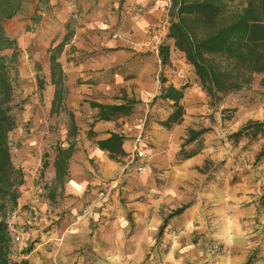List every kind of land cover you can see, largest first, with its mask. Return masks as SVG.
I'll list each match as a JSON object with an SVG mask.
<instances>
[{
	"label": "crops",
	"instance_id": "0c3cea01",
	"mask_svg": "<svg viewBox=\"0 0 264 264\" xmlns=\"http://www.w3.org/2000/svg\"><path fill=\"white\" fill-rule=\"evenodd\" d=\"M36 3L29 5L28 22ZM49 3H56L55 13L66 26L70 23L73 37L52 45L45 18L33 33L16 31L11 37L18 51L26 41L48 49L63 44L55 63L64 70L67 102L80 123H75V137L67 127L61 138L17 141L13 162L24 178L11 222L16 229L10 227L20 241L11 258L30 264H247L251 258L250 264H264V133L226 135L249 120L264 122V95L249 102L229 94L219 109L235 108L234 119H206L214 109L194 66L174 41H169L165 64L155 45L165 36L154 29L169 20L171 0ZM137 5L146 11L127 19L119 14V8ZM22 17L19 13L11 21ZM116 30L130 35L114 38ZM47 64L51 68L50 56ZM46 79L54 94L51 70ZM169 86L183 91V113L167 126L176 101L160 95ZM126 99L136 101L129 114L96 118L100 110L93 102L121 104ZM208 124L216 128L212 134L186 142L190 130ZM113 134L123 142L112 154L99 142ZM137 144L147 157L143 172L133 162ZM68 149L69 158L58 167L60 152ZM214 244L221 247L214 249Z\"/></svg>",
	"mask_w": 264,
	"mask_h": 264
},
{
	"label": "trees",
	"instance_id": "16d2710c",
	"mask_svg": "<svg viewBox=\"0 0 264 264\" xmlns=\"http://www.w3.org/2000/svg\"><path fill=\"white\" fill-rule=\"evenodd\" d=\"M237 0H171L170 27L168 38L159 47L162 62L168 61L170 54V43L185 53L190 64L200 79L203 89L207 92L212 102L222 101L225 96L251 88L255 75L244 72L237 60L232 61L231 56L238 51H248L246 40L249 36L250 23L247 12L253 10L257 0H243L240 6ZM29 0H0V264H30L28 260H14L11 253L14 238L10 232L7 221L8 210L14 207L20 197V186L23 183V171L17 168L13 162L11 133L17 127L16 115L13 114L11 101L15 91V79L11 76L9 65L18 60V42L10 37L5 29V22L25 12V4ZM262 14L264 20V0H261ZM262 36V35H261ZM259 35L254 39L264 49V41ZM8 49H13L11 56L4 54ZM57 65V64H56ZM55 71V68L53 69ZM260 85L264 95V77ZM183 91L174 86L164 88L160 95L163 99L175 100L176 111L166 121V125L177 122L183 113L179 100ZM63 99L61 92H56L53 105ZM136 101L126 99L121 104H104L93 102L92 106L99 108L96 118L109 120L121 114H129ZM75 123L72 124V130ZM207 129L199 131L190 130V136L186 142L198 138ZM251 131V133H249ZM264 133V122L249 121L236 135L257 136ZM123 138L113 134L107 140L99 142L103 149L115 152L120 148ZM72 150L60 152L61 167L63 158H69ZM187 206L173 211L166 219L182 213ZM251 263V258L247 264Z\"/></svg>",
	"mask_w": 264,
	"mask_h": 264
},
{
	"label": "rangeland",
	"instance_id": "374dc122",
	"mask_svg": "<svg viewBox=\"0 0 264 264\" xmlns=\"http://www.w3.org/2000/svg\"><path fill=\"white\" fill-rule=\"evenodd\" d=\"M29 1V3L26 2L25 4V12L23 13L24 17L19 18L17 21L7 20L5 22V29L10 37L12 33H16V31L24 34H27V32L33 33L40 25H42V20L44 18L46 20L43 23V27L47 30H50L52 45L53 43H57L62 39L63 42H66L71 37H73V30L70 28V23H68L69 26H66V24H64V22L60 20L61 16L56 15L55 13V11H57L56 8L58 7L56 3L52 5L49 3V0H38V2L37 0ZM35 3L37 4V10L35 14H33L31 22H28L27 18H29L30 16L29 5L33 4L32 8H34ZM236 3L240 6V4L242 5L243 0H237ZM256 4L257 5L255 6V8H253V10L247 12V18L250 23V32L246 40L248 51H238L231 56V60H237L240 68L244 72L252 73L255 75V80L251 88L244 89L243 91L238 93H234L241 94V97L249 102L254 101L258 97V94H261L260 92L263 91L260 82L264 77V49L260 47L261 45L259 44V42L255 41L254 36L262 35L261 38L262 41H264V20H261V18L263 17L261 11V0H257ZM122 9L119 8L120 11ZM39 10L41 13L37 12ZM67 30L68 33H66ZM62 50V43L54 48L50 47L48 49L47 47L43 48L27 45L26 41L25 47L19 50L17 62L11 63L9 65L11 76L13 77V79H15V91L13 94L11 105L13 106V114L16 115L17 120V127L10 135V140L12 141V155L16 146L19 145L17 141H20L22 138L35 136L40 138L42 137L44 141H49V139L52 140L61 138V136L63 135V131L67 127H69V130L71 132L70 137H75L77 134V131L75 132L74 128L73 130L71 129L73 122L80 123V119H76V114L74 113L75 107L73 105H68L69 102H67V95L70 91L67 84L68 80L64 79V70L62 69L61 65L55 63L57 57L62 53ZM6 51L4 52V54L9 56H11L13 53V49H8ZM50 51L51 54L49 53ZM49 56L51 61V68H48L49 65L47 64ZM54 68L55 71L53 70ZM49 70H51L55 77L56 91L54 94L53 87L46 79ZM59 91L61 92L63 99L61 102H57L55 103V105H53L56 97V92ZM208 101L214 111L211 114H206L207 120L212 122L216 120L232 121L234 119L236 112L235 108L219 109L222 101H217L216 103H214L209 96ZM51 102L52 107L50 109L48 105L51 104ZM239 103H242V101H240ZM249 121H247L246 124H248ZM65 125L66 127H64ZM212 127L213 126H211V124H208V126H206V132H208V134L216 130V128ZM236 133L237 132H227L226 135L228 138H238V136L240 135H236ZM249 133H251V131H249ZM15 209L16 205L14 207H11L8 210L7 214V221L9 225L13 226L14 228L15 224H11V222L13 221V216L16 215L14 214ZM21 228L17 229L23 231ZM163 230L164 229H161V231L159 232L158 238L161 237ZM173 235L175 236V233H173ZM158 245L159 241L157 246ZM213 247L214 249H217L220 248L221 245L214 244Z\"/></svg>",
	"mask_w": 264,
	"mask_h": 264
},
{
	"label": "built area",
	"instance_id": "2783aa9c",
	"mask_svg": "<svg viewBox=\"0 0 264 264\" xmlns=\"http://www.w3.org/2000/svg\"><path fill=\"white\" fill-rule=\"evenodd\" d=\"M145 11H146V9L143 6L137 5V6H132V7H128V8L122 9L121 12H120L121 13L120 15L125 14L126 19H127L129 14H132V16H137V15L143 14ZM169 22L170 21L168 19L162 21L161 25L157 29H154L157 33L152 31L153 28L150 29V32L152 33V37H154L153 33L158 34L159 32H162V31L165 33V36L163 37L162 41H160V39L156 40V43H155L156 46H159V45L161 46L163 43H165L167 41L168 33H169V27H170V23ZM105 23H109V20L106 19ZM126 35H130V33L127 30H116V31H114L112 33V36L114 38H122V37H124ZM154 38H156V37H154ZM159 47L157 49L158 52H159ZM134 150H135V152H134V155H133V162H136L137 171L138 172H143L144 168H145V165H146V160H147L146 154L142 151V149L140 148L139 144H137L135 146ZM99 195H100V197L104 198L105 195H106V192L104 190H102V191H100ZM87 209H89V208H87ZM18 241H20V236L19 235H17L14 238V244L17 243Z\"/></svg>",
	"mask_w": 264,
	"mask_h": 264
}]
</instances>
